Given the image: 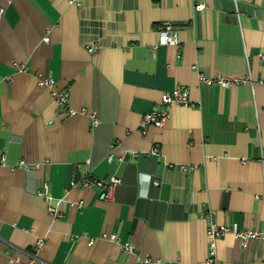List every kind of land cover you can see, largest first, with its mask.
I'll list each match as a JSON object with an SVG mask.
<instances>
[{
  "label": "crops",
  "instance_id": "obj_1",
  "mask_svg": "<svg viewBox=\"0 0 264 264\" xmlns=\"http://www.w3.org/2000/svg\"><path fill=\"white\" fill-rule=\"evenodd\" d=\"M0 7V264L17 252L25 261L36 240V264H137L124 242L157 264H197L208 252L206 215L264 230V0ZM165 21L178 45L158 43ZM199 73L251 82L209 85ZM39 77L54 84L40 86ZM175 87L187 90L189 104L170 105L161 127L142 132L141 116ZM51 90H66L68 107L94 109L99 122L69 114ZM19 160L38 167L10 170ZM76 164L80 173L119 177L112 200L95 187L68 188ZM43 183L57 217L36 194ZM214 264H264V239L241 247L227 233Z\"/></svg>",
  "mask_w": 264,
  "mask_h": 264
},
{
  "label": "built area",
  "instance_id": "obj_2",
  "mask_svg": "<svg viewBox=\"0 0 264 264\" xmlns=\"http://www.w3.org/2000/svg\"><path fill=\"white\" fill-rule=\"evenodd\" d=\"M4 3H10L12 0H2ZM203 5H197L198 8H202ZM3 8L0 7V15L2 13ZM157 39L158 43L163 44H174L178 45V37H177V29L174 25L165 21L162 22L157 27ZM44 40H48L47 37H44ZM89 52H93L98 48L95 44H88L86 46ZM257 57L262 64H264V48L259 50L257 53ZM19 70L23 69L21 64H14ZM198 82L205 84H220L222 86H230L235 84H240L243 82H251L250 77H242V78H225L221 76L210 77L206 76L202 73L198 74ZM37 84L40 86L52 87L54 84V80L47 77H39L37 79ZM51 96L59 105L66 106V110L69 114H73L76 112L86 114L91 122V125L94 126L99 122L97 112L94 109L86 110L85 108H81L80 110H75L71 107L67 106L68 100V92L66 90L54 91L51 90ZM190 102L188 98V92L186 89L181 87H175L168 92H163L160 95L159 104L160 106L154 108L141 116L139 122V129L143 132L149 126L161 127L164 124L165 118L168 116V109L172 104H182L188 105ZM153 151H157V148H154ZM110 159V156L108 157ZM264 159V158H262ZM5 161L3 158H0V166H5ZM80 164H76L74 170L72 172L71 178L69 180L68 188H73L77 186L81 187H95L99 190V198L102 200H112L113 198V189L114 186L118 185L120 182V178L117 176H109L107 178H97L92 176L89 172H79ZM38 164H28L25 160H19L16 164H11L9 166L10 170H15L16 168H24L25 170L36 169ZM157 180H152L153 185H158ZM47 188V184L43 183V186L40 190L36 191V194L43 197L47 202V210L52 214V216H59V212L57 211L55 205L51 204V201L54 198L45 190ZM59 202L60 200H55ZM76 206L80 207L83 205V201H78L75 203ZM207 224L206 225V238H207V257L205 260L198 262L197 264H214L215 255H216V246L217 240L225 234H231L240 244L241 247H245L249 240L253 239H264V230H256L250 228H241L237 225V223L224 224L217 223L210 218L209 215H206ZM80 236L75 235L72 239H78ZM102 238H106L110 241L116 242L118 241L117 236L115 234H107L103 232L101 234ZM94 238H88V244H92ZM42 245V240H36L33 244V250L28 253L27 259L25 261L21 258V252H17L13 255H8L7 264H36L37 263V251ZM122 251L129 255H133L137 264H157L158 260H153L148 256H140V254L136 253L132 244L130 242H124L121 244Z\"/></svg>",
  "mask_w": 264,
  "mask_h": 264
}]
</instances>
